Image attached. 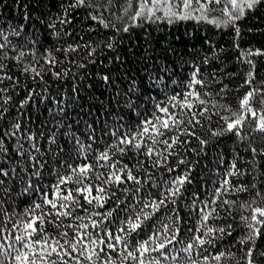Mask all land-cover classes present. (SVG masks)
<instances>
[{"label":"trees","instance_id":"1","mask_svg":"<svg viewBox=\"0 0 264 264\" xmlns=\"http://www.w3.org/2000/svg\"><path fill=\"white\" fill-rule=\"evenodd\" d=\"M170 2L173 11H182L179 0ZM226 4L228 0L209 5L214 10L207 19H196L201 13L194 5L190 19L169 23L165 0L152 19L135 22L130 17L138 0H132L127 12V0H86L79 6L76 0H0V44H5L0 49V169L7 172L0 174V264H18L15 257L25 252L29 264H47L41 259L45 245L22 246L43 239L50 244L58 240L69 251L66 241L77 243L78 251L70 256L60 253L62 260L51 255L57 264H102L108 259L111 264H139L140 259L144 264L156 259L160 264H247L253 243L254 264H264L259 255L264 252V225L252 220L253 215L264 219L254 211L264 209V155L250 151L264 148V134L253 131L264 104L259 93L250 101L256 117L240 107L250 90L264 92V55H245L264 51V7L245 9L233 25L225 23ZM126 26L128 32L123 31ZM193 79L203 83L189 87ZM162 107L169 112H161ZM233 113L247 117L241 135L214 136L227 126L223 117L234 118ZM173 114L182 122L161 128L156 118ZM133 137L131 144L121 143ZM201 140L207 143L201 145ZM104 153L107 159L101 158ZM84 165L90 168L82 174ZM129 172L134 180L127 179ZM184 176L188 180L180 194L169 198L177 186L173 181ZM225 179L230 181L227 190ZM241 186L246 190L238 191ZM69 192L74 200L65 201ZM161 200L165 203L155 211L145 207ZM65 211L71 214L59 215ZM137 216L141 227L131 236L119 231ZM35 217L43 221H36L37 233L28 238L25 225ZM249 224L260 228L261 235L240 243L252 234ZM209 228L215 231L209 234ZM173 232L176 240L163 254L141 256L137 250L149 236L159 234L149 245L153 248ZM106 233L127 239L128 248L120 243L100 259H87L99 248L89 237L97 240ZM16 236L26 239L17 242ZM194 236L205 243L184 252L195 243ZM129 251L134 257H127ZM220 253L224 255L215 260Z\"/></svg>","mask_w":264,"mask_h":264},{"label":"snow or ice","instance_id":"2","mask_svg":"<svg viewBox=\"0 0 264 264\" xmlns=\"http://www.w3.org/2000/svg\"><path fill=\"white\" fill-rule=\"evenodd\" d=\"M86 0H76V6L79 5H83L85 4ZM109 2H111V0H109ZM128 3V7L125 8V12H127L130 8H132V0H127ZM220 3V0H179L178 3V7L181 8V12L178 13L176 11H173V5L170 2V0H165V16L168 17V22L172 23L173 18L176 19H181V20H187L190 19V11L193 9V6L195 5V10L199 11L201 13V15L199 17H196V19H207V13L209 11H213L214 9L209 8L208 6L211 4H218ZM159 4H160V0H138V9L134 12L133 16L130 17V19L133 20V22H135L137 20V18H146V19H152L153 16L155 15V12L158 10L159 8ZM230 6V7H229ZM259 7H264V0H228V4L225 5L224 9H222V11L225 12V14L227 15L228 19L225 21L226 24H233L235 25V22L241 18L244 17L245 15V9H256L258 10ZM93 19H98L99 17L93 16ZM156 19H161V17H156ZM101 23H104L103 20L100 21ZM213 23H218L217 21L213 20ZM106 27H108L107 24H105ZM114 27V25H113ZM124 32H128L129 31V27L126 26L123 29ZM237 35H239V28L236 29ZM17 35H19V32L16 33ZM5 47V44H0V49H3ZM109 47H111V44L109 45ZM21 55H23V53H21ZM245 55L247 56H251V55H264V51H260V50H256L255 53H253L251 50H249ZM250 65L252 64V62L249 60L247 61ZM254 67V65H253ZM25 71H27V69H25ZM199 70L197 69L196 72L193 73V77L196 76L197 72ZM58 75V74H57ZM253 73L249 72L248 73V77H252ZM107 79V78H105ZM203 82L200 80H196L193 79L190 84L189 87L192 86V84H202ZM252 80L250 78H246L245 80V84H251ZM259 93L260 95V103L264 104V92H261L260 89H252L249 92L246 93V95L243 97L241 103H240V107L241 109L249 112L253 117H256L257 113L251 108L250 106V101H252L253 99L256 98L257 94ZM176 97H172V100H175ZM187 100V97H185V101ZM27 101L23 102L26 103ZM201 103H204V101H201ZM184 105H181V107H183ZM188 107H191V105H188ZM227 110V109H226ZM160 111L163 113H168L169 109L166 107H162L160 108ZM232 116L234 118H229L227 116L223 117V119L227 122V126L226 128H224L221 132H215L213 133L214 136L216 135H222L225 132H231L237 136L241 135L240 129L244 126V124L247 121V117L241 113H233ZM157 120L161 121V128L163 129H168L170 127H172L173 125H176L177 123H180L182 121H178L175 117L174 114L170 115L168 117V119H162L160 117L156 118ZM169 121H171V123H169ZM145 124L147 125H151L159 135H163V132L161 131L160 128H156V126L154 124H152L151 121H144ZM189 123H191V121H189ZM16 129L20 128L19 123H17L15 125ZM143 131L146 133L148 132V128L145 127L143 129ZM253 131H257L260 132L262 134H264V115L260 116L258 121L255 124V128L253 129ZM15 133H13L14 135ZM29 139H32V137H29ZM135 139V137H133L132 139H127L124 138L121 140V143H128L131 144L133 142V140ZM165 143H167V141H165ZM173 143H175V139L173 140ZM201 145H204L207 143V141L205 140H201L200 141ZM33 147H35V145H33ZM136 147H139V144L136 145ZM168 147L170 148L171 145L169 144ZM120 151L123 152L124 149L120 148ZM250 151L254 154V156L256 154L259 155H264V148H261L258 152L257 148L255 147H250ZM149 152H151V149H149ZM101 158L103 159H107V154L104 153L101 155ZM232 168H235L236 165L235 163L232 164L231 166ZM90 168V165H84L82 167L79 168V172L80 173H86L87 170ZM73 171H76L75 169ZM0 174H3L4 176H7V172H4L3 169H0ZM235 173L230 172L229 175H234ZM241 175H243L244 173H240ZM116 182L119 183L120 182V177L116 176L115 177ZM127 179L128 180H134L135 177L132 176L131 172H129L127 174ZM188 180L187 176L184 177H180L178 178L176 181H173V184L177 185L175 188L170 189V196H177L180 194V187ZM61 183H64L65 181L63 179H61L60 181ZM79 182V181H78ZM230 181L228 179H225L223 181V186L225 187V190H227V185H229ZM58 187V186H57ZM238 191H245L246 189H244L242 186L240 188L237 189ZM77 191H91L90 188H80L77 189ZM100 191H103V189H100ZM217 192H219V189L217 190ZM65 201L67 200H74V197L72 195V192H69L66 196H64L63 198ZM85 199L87 200V197H85ZM47 203H49L52 208H56L57 205L54 201L52 200H47ZM89 203H91V201H89ZM165 203V201L161 200L158 203L157 202H153L151 205L146 204L145 207L148 208H152L153 211H155L157 208H159L161 205H163ZM234 203V202H233ZM36 207H40V205H36ZM61 207H64V205H61ZM256 213H259L260 217H264V209H260L257 208L254 210ZM70 211H65L63 213H59V215H70ZM108 215H111V213H108ZM145 219L148 218V215L144 216ZM136 222H133L132 218H129L126 221V225L127 227H122L121 229H119V231L121 233H126L127 236H131V234L136 231L137 229H139L141 227V223L139 222V216H137L136 218ZM204 219H207V215L204 216ZM243 219V218H242ZM40 220L43 221V217H35L33 218V220L29 223H27L25 225V229L29 230L27 232V237L28 238H32L34 236L35 233H37V228L35 227L36 221ZM252 220L256 221L257 225H264V219H257L256 215L252 216ZM52 223L59 228L60 225L56 223L55 219L52 221ZM81 227H85L84 225H81ZM248 227L250 229H252V234L248 237L243 238L240 243H245L247 241H255L260 235H261V229L256 227V225L253 224H249ZM39 231L41 233H43V228H40ZM215 230L212 228L208 229V233L211 234L213 233ZM220 232H223V229L219 230ZM176 232H178V229L176 230ZM176 232H173L171 238H168L167 236L164 237L163 240L159 241L158 243H156V246L153 248H149V245L152 243H155L158 239H159V234H154L152 236H149L148 240L142 241L139 243L137 250L140 251L141 256L144 255V253H149L152 251L155 252H161V250H164L166 248V245H171L172 242L174 240H176ZM60 235H66V233H61ZM25 237L23 236H16L15 240L17 242H23L25 241ZM89 241L92 245H96L99 246L98 251H93L90 255H88L86 258L89 260L93 259V256L96 257V259H100V254L101 253H106L107 250H113L116 251V245L122 243L124 245V248L127 249L128 248V241L127 239H125L124 237H122L121 235H114L112 233H106L105 236H101L99 237L97 240H92L91 236L89 237ZM193 242H190L186 248L183 249L184 252H189L191 249H193L195 247V244H199V245H203L205 243V240L201 237V236H194L193 237ZM208 243H212V240H208ZM37 243H42L43 245H45L46 251H45V256L41 257V259H47V264H57V260H53L51 259V255L55 254L57 255L58 259L62 260L63 256L60 255V253L62 252L63 255H67L70 256L72 254V252L74 251H78L77 249V243L76 242H72V241H66V243L69 245V248L71 251L66 250L64 248L63 245L60 244V242L58 240H55L54 243H49V239H43V240H33V244L29 245L27 243H23L22 246L25 248H30L32 246H34ZM254 247L255 244L253 243V247L248 248L247 252H246V257L247 259V264H254ZM59 249V251H58ZM81 254H83V252L81 251ZM161 254H163L161 252ZM224 253H220L218 255H216L214 257L215 260H220L221 256H223ZM259 255L261 257H264V252L259 253ZM127 257H134V252L133 251H129L127 252ZM73 259H78L77 257H73ZM15 260L18 262V264H29V259H28V253L25 252L22 255L18 254L15 257ZM204 260L207 261L208 257L205 256ZM31 264H35V261L33 260L31 262ZM102 264H111L110 259L102 261ZM139 264H144V260L140 259L139 260ZM149 264H160V261L158 259L154 260V261H149ZM191 264H196V261H192Z\"/></svg>","mask_w":264,"mask_h":264}]
</instances>
